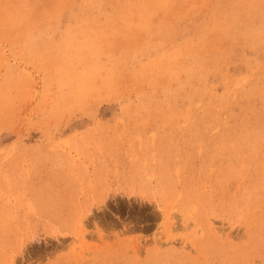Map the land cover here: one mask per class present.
<instances>
[{
	"label": "rangeland",
	"instance_id": "1",
	"mask_svg": "<svg viewBox=\"0 0 264 264\" xmlns=\"http://www.w3.org/2000/svg\"><path fill=\"white\" fill-rule=\"evenodd\" d=\"M263 178L264 0H0V264H264Z\"/></svg>",
	"mask_w": 264,
	"mask_h": 264
},
{
	"label": "bare ground",
	"instance_id": "2",
	"mask_svg": "<svg viewBox=\"0 0 264 264\" xmlns=\"http://www.w3.org/2000/svg\"><path fill=\"white\" fill-rule=\"evenodd\" d=\"M170 3V2H169ZM254 9V8H253ZM257 12V11H256ZM218 23V22H217ZM238 23V22H237ZM220 24V23H219ZM199 49V48H198ZM203 50V49H202ZM238 63V62H237ZM222 66V65H221ZM256 68V67H255ZM222 77V76H221ZM226 82V81H225ZM236 92V91H235ZM188 97V96H187ZM228 106V105H227ZM187 108V107H186ZM260 117H261V115H260ZM226 121V120H225ZM225 125V124H224ZM185 130V129H184ZM201 146V145H200ZM264 179V178H263ZM238 184V183H237ZM197 191V190H196ZM243 192H244V190H243ZM246 192V191H245ZM2 193V192H1ZM252 194V193H251ZM244 196V195H243ZM251 197V196H250ZM248 204V203H247ZM240 212V211H239ZM11 213V212H10ZM260 215V214H259ZM254 218V217H253ZM169 219H170V217H169ZM11 223V222H10ZM189 224V223H188ZM4 225V224H3ZM5 226V225H4ZM7 227V226H6ZM188 227V226H187ZM213 233V232H212ZM187 241V240H186ZM231 243V242H230ZM239 247V246H238ZM243 252V251H242ZM255 255V254H254ZM239 261V260H238Z\"/></svg>",
	"mask_w": 264,
	"mask_h": 264
}]
</instances>
